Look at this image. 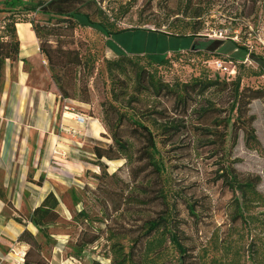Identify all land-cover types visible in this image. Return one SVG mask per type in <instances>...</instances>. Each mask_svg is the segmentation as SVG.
Wrapping results in <instances>:
<instances>
[{
    "label": "rangeland",
    "instance_id": "obj_1",
    "mask_svg": "<svg viewBox=\"0 0 264 264\" xmlns=\"http://www.w3.org/2000/svg\"><path fill=\"white\" fill-rule=\"evenodd\" d=\"M96 1L109 16L114 15L118 29L131 31L109 37L98 28L88 26L83 18H79L83 26L72 31L56 17L37 13L17 15L43 31L62 34V45L77 50L91 69L85 74L90 95L89 102L85 103L80 101L78 93L76 99L59 98V90L43 55L41 61L26 63L30 87L44 94L48 92L61 102L55 113V135L66 132L75 142L89 136L87 127L73 129L67 125L76 123V115L83 114L86 122L89 117L93 119L90 122L97 120V125L111 137L108 123L112 116L103 111V105L111 102L123 106V110L135 114L154 134H159V153L153 152L152 156L163 161V197L173 208L174 226L179 228L187 254L181 257L167 244L158 255L148 256V264H264V101H252L243 111V122L234 124L238 113L231 109L234 96L230 92L211 91L198 99L197 109L192 106L185 111L177 108L170 97L160 99L145 91L138 94L135 75L139 69L155 72L165 83L180 87L193 84L196 79L215 80L216 71L209 63L232 61L238 66L242 89L264 90V75H257L260 68L264 69V0ZM58 38L47 37L53 46ZM137 55L140 60L135 59ZM163 59L169 62L165 66L150 64ZM117 60H123L124 69L120 73L116 71L112 78L107 64ZM11 79L15 80L14 73ZM113 79L119 80V86L112 83ZM6 89L4 75L0 81V144L5 127L1 112ZM205 110L209 111L202 117ZM64 112L71 114L63 115ZM171 125L179 128V136L160 143L161 135L172 134L173 131L167 130ZM107 139L112 142L109 138L100 142L109 144ZM54 140L57 139L54 137ZM56 142L51 158L47 157L52 166L61 170L63 177H57L59 181H52L50 186L61 202L63 218L51 227V232L56 234L55 243L45 254L53 264H92L94 261L111 264L110 231L119 237H112V241H121L127 252L129 240L145 230V222L163 212L154 190L147 189L151 192L150 199H136V195L128 194L134 177L146 181L153 174V168L150 165L142 168L140 162L126 164L124 159L99 161L93 154V145L84 143L80 147L68 140L64 147H58ZM51 143L52 140L46 146L52 147ZM47 167L43 170L48 171ZM133 168H137L135 175ZM67 171L72 172L71 176L65 174ZM232 175L251 180L261 196L260 201L242 200L240 194L233 191L236 184ZM28 180L20 183L18 189L27 188L31 206H34L39 201V191L34 182L28 185ZM50 187L43 194H47ZM83 188L90 192L86 194L90 196L93 214L90 234L96 232L100 238L78 260L70 257V253L82 228L72 222V217L87 204ZM0 189L7 193L2 187L1 173ZM73 189L78 190L82 200L77 206L71 196ZM124 198L128 203L122 201ZM187 202L196 204V217L188 214ZM119 205L123 211L116 213ZM7 212L12 215L9 208ZM96 216L102 217L104 223L97 221ZM139 250H135L137 257L141 254Z\"/></svg>",
    "mask_w": 264,
    "mask_h": 264
},
{
    "label": "trees",
    "instance_id": "obj_2",
    "mask_svg": "<svg viewBox=\"0 0 264 264\" xmlns=\"http://www.w3.org/2000/svg\"><path fill=\"white\" fill-rule=\"evenodd\" d=\"M4 5L5 8H1ZM19 11V13H17ZM0 12L6 13V16L0 22V81L5 75L7 61L15 62L19 59L20 55V41L17 34L16 26L21 21H27L31 23L36 37L39 42L40 53L46 58L50 71L52 73V79L55 82L60 99H76L77 93L80 97V101L88 103L90 99L88 91V83L85 81V74L91 69L88 68L87 62H83V58L80 56L77 50L67 49L61 43V35L46 29L41 30L37 26H33L31 21L21 20L17 18L18 14L37 13L44 14L50 17H56L59 23H67L66 29L75 30L83 24L79 21V18H83L87 21L88 26L98 28L103 31L106 36L112 37L131 30L118 29L116 19L113 16H109L107 12L99 5L96 0H0ZM43 31V32H42ZM174 38H185L184 35H171ZM45 37V38H43ZM47 37H59L56 46H53ZM122 57V56H121ZM135 59L140 60V56H135ZM124 59V58H123ZM209 61V60H208ZM210 62V61H209ZM208 62V63H209ZM123 60L108 62V72L111 77H114L116 71L120 73L123 71ZM167 59H163L160 62H150L151 65L165 66L168 64ZM157 70V69H156ZM146 70L139 69L136 75L137 93L143 91L150 92L157 98L170 97L174 101V105L177 108H181L188 111L192 106L197 109L199 106L198 99L204 98L207 93L211 91H217L221 94L230 92L234 96V101L231 106L232 111H236L238 116L235 122H243L244 110L252 101L263 100L264 90H249L248 88H241L242 78L239 76V69L237 66V76L233 80H228L227 77L222 76L216 72L215 80L210 79H196L193 84H184L183 86L173 87L168 83H165L160 78H157L154 73L145 72ZM258 76L264 75V69L260 68ZM120 79V78H119ZM112 83L119 86V80L113 79ZM114 90V95L115 94ZM195 99V100H193ZM194 101L190 104L191 101ZM245 108V109H244ZM103 111L106 114L112 116V121L108 123L109 130L111 131V137L102 133L100 138H92L87 136L85 144L93 145L94 156L101 161L102 159L112 160H126V164L132 165L135 162H140L142 168L146 165H150L153 168V174L155 176L148 178L146 181H140L134 177V184L129 190L131 194L138 197H144L146 199L151 198V190H154L155 198L160 201V205L163 212L159 217L153 220L149 219L145 222V230L136 238L129 240L131 242L129 250L125 251V246L121 244L118 239V234L110 231V240L112 242L110 251L112 253L111 264H148L150 263L149 255H158L161 253L162 248L171 244L174 250L184 257L187 254V247L183 243V240L179 234V228L174 226L176 221L172 216V206L168 200L163 197V161L159 158L155 160L152 156L153 152L159 153L157 148V136L154 134L135 114H129L123 110V106H119L111 102L109 105H103ZM209 110H205L202 114ZM246 114V112H245ZM109 116V115H108ZM249 125V124H248ZM129 129L130 132L125 129ZM168 131H173L170 136L168 134L161 135L159 138L161 141H170L172 137L179 136V128L174 125L167 126ZM103 138H109L105 140L109 144H102L100 141ZM156 161V162H155ZM157 163V164H155ZM137 168L132 169V173L135 175ZM99 177H96L98 179ZM231 179L235 182L236 186H233V191L238 192L242 200L252 199L254 201H260L261 196L254 186L251 180L243 179L238 175H232ZM42 180L37 182L38 185L42 184ZM147 189H150L147 190ZM83 193L90 195L87 188H83ZM71 196L75 205H79L80 200L78 190H72ZM0 200L4 202L7 208L12 211L13 219L24 226L32 224L37 229V234H33L31 231L25 229V231L19 236L17 242L24 244L28 247L22 264H53L52 261L46 256L45 251L54 245L56 234L51 232V227L55 226L62 215L60 213L61 202L59 198L50 192L44 200L30 212L18 211L12 201L8 198L7 193L0 189ZM87 204L72 217V222L79 225L82 229L79 234V240L74 244L70 257L75 259H81L85 250L94 244L100 235L96 232L90 234V220L93 214L90 212V196L86 195ZM124 203H128L125 198L122 199ZM127 205V204H126ZM186 209L189 215L196 217L197 208L196 204L187 202ZM123 211L120 205L116 208L115 212ZM99 216H96V218ZM96 221V220H95ZM97 221L104 223L102 217L97 218ZM108 226H106V229ZM113 232V233H112ZM139 244L141 245L139 247ZM144 246V247H142ZM140 248L141 253L138 257L135 250ZM92 264H101L98 261L92 262Z\"/></svg>",
    "mask_w": 264,
    "mask_h": 264
},
{
    "label": "crops",
    "instance_id": "obj_3",
    "mask_svg": "<svg viewBox=\"0 0 264 264\" xmlns=\"http://www.w3.org/2000/svg\"><path fill=\"white\" fill-rule=\"evenodd\" d=\"M5 15L6 13L0 12V22L5 18ZM16 29L20 41V55L17 61H7L6 63L5 82L7 94L5 95L4 108L1 112L5 127L3 140L0 144V173L2 187L7 190V196L14 207L18 211L28 213L40 205L50 192H54L50 187L52 181H59L57 177L63 178L60 175L61 170L50 164L55 142L57 141L58 147H64L66 145L65 141L70 140L83 147L87 137L75 142L73 140L75 138L66 132H62L61 135H55L53 131L56 120L55 113L61 102L57 101L55 96L48 92L44 94V91L30 87L29 72L25 69L26 63L33 64L43 59L38 39L31 23L27 21L18 23ZM12 73L15 74V80L11 79ZM13 89L15 93H13ZM67 114L71 113H63V115ZM81 116L84 117L86 115L81 114ZM90 119L93 120L89 117L88 122L82 124L78 122L69 123L67 125L73 129H77L78 126L81 128L87 127L90 137L99 138L104 133V129L97 125V123L99 124L97 120H95V123L90 122ZM63 120L65 121V119ZM66 130L70 131L72 129L66 128ZM52 136L57 140H54ZM67 136L73 138H67ZM51 140L52 147L48 148L46 144L50 143ZM48 155H50V158L47 157ZM68 163L71 166H79L77 163ZM46 167L49 168V173L43 170ZM71 173V171L65 172L67 176H71ZM77 176L80 177V174ZM42 178V184L38 185L37 182ZM27 180L34 182L37 185L36 190L39 191L37 195L39 196V201L34 206H31L26 191L27 188L18 189V185L27 182ZM29 182L28 185H31V182ZM49 187V192L43 194ZM7 209L4 202L0 200V264H22L28 247L17 242V240L25 229L35 235L38 231L32 224L24 226L17 223L13 219L14 214L9 215ZM60 213L63 218L61 211Z\"/></svg>",
    "mask_w": 264,
    "mask_h": 264
},
{
    "label": "built area",
    "instance_id": "obj_4",
    "mask_svg": "<svg viewBox=\"0 0 264 264\" xmlns=\"http://www.w3.org/2000/svg\"><path fill=\"white\" fill-rule=\"evenodd\" d=\"M216 72L220 73L222 76L228 78V80L234 79L237 76V66L234 62H225L222 60H214L209 63ZM76 122L82 124L86 122V118L82 116L76 117ZM73 133V132H72Z\"/></svg>",
    "mask_w": 264,
    "mask_h": 264
}]
</instances>
